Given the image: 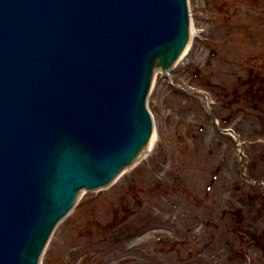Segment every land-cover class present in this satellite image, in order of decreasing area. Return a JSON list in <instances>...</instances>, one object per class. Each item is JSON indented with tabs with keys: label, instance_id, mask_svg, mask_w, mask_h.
Returning <instances> with one entry per match:
<instances>
[{
	"label": "water",
	"instance_id": "water-1",
	"mask_svg": "<svg viewBox=\"0 0 264 264\" xmlns=\"http://www.w3.org/2000/svg\"><path fill=\"white\" fill-rule=\"evenodd\" d=\"M187 39L186 0H0V264H37L79 192L133 160L153 69Z\"/></svg>",
	"mask_w": 264,
	"mask_h": 264
},
{
	"label": "rangeland",
	"instance_id": "rangeland-1",
	"mask_svg": "<svg viewBox=\"0 0 264 264\" xmlns=\"http://www.w3.org/2000/svg\"><path fill=\"white\" fill-rule=\"evenodd\" d=\"M187 1L194 33L187 54L169 72L170 78L157 72L147 100L155 145L113 186L82 196L53 234L42 264H76L82 255L87 264H99L96 255L87 257L86 244L96 242L101 227L112 226L118 203L130 204L133 186L153 190L160 185H174L177 193L168 192L164 201L153 203L164 206L160 211L147 214L144 208L142 219L153 216L151 220L158 224L161 216L168 222L174 218V224L162 226L179 236L191 227L189 221L195 216L193 234L199 236L197 248L205 264H260L264 256V235L259 234L264 224V189L254 187L258 201L248 200L243 224L240 214L228 215L229 199L233 208L240 206L236 199L246 186L238 150L232 138L214 126L194 92L206 96L220 129L230 128L239 136L248 175L264 182V0L230 7L228 0ZM212 173L216 174L214 181ZM175 212H179L177 217ZM207 243L210 245L204 247ZM77 250L80 252L73 255Z\"/></svg>",
	"mask_w": 264,
	"mask_h": 264
},
{
	"label": "flooded vegetation",
	"instance_id": "flooded-vegetation-1",
	"mask_svg": "<svg viewBox=\"0 0 264 264\" xmlns=\"http://www.w3.org/2000/svg\"><path fill=\"white\" fill-rule=\"evenodd\" d=\"M173 244L167 247L165 243H125L120 246L118 242L110 245L99 243L97 256L99 264H177L183 260L184 264H192V259L182 258L185 253L182 245ZM134 247L126 252L127 249ZM121 256V258H120Z\"/></svg>",
	"mask_w": 264,
	"mask_h": 264
},
{
	"label": "bare ground",
	"instance_id": "bare-ground-1",
	"mask_svg": "<svg viewBox=\"0 0 264 264\" xmlns=\"http://www.w3.org/2000/svg\"><path fill=\"white\" fill-rule=\"evenodd\" d=\"M191 31V34L193 35V29H191L190 30ZM191 39V38H190ZM187 50H188V48H187ZM187 50L182 54V56L180 57V59H179V63L182 61V59H183V57L186 55V52H187ZM178 63V64H179ZM164 76H168V74H166V75H164ZM155 142H156V135H155V133L153 132V134H152V137H151V139H150V141H149V147H148V153H144L143 155H142V159H144V158H146L147 157V155H149V152L151 151V149H152V147L155 145ZM141 159V160H142ZM130 170V168L128 169V170H125L124 171V173H126L127 171H129ZM123 173V174H124ZM262 223H264V222H262ZM259 234L260 235H264V224H262L261 226H260V228H259ZM260 264H264V256L261 258V261H260Z\"/></svg>",
	"mask_w": 264,
	"mask_h": 264
}]
</instances>
